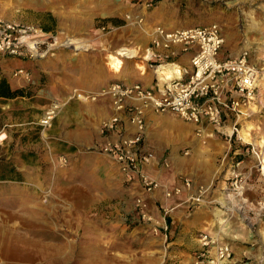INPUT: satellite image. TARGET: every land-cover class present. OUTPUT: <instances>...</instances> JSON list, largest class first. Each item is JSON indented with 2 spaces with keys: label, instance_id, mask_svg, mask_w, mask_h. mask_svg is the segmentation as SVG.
<instances>
[{
  "label": "rangeland",
  "instance_id": "obj_1",
  "mask_svg": "<svg viewBox=\"0 0 264 264\" xmlns=\"http://www.w3.org/2000/svg\"><path fill=\"white\" fill-rule=\"evenodd\" d=\"M97 1L0 0V19L30 26L25 40L38 42L32 53L0 56V76L24 90L0 99V161L21 174L0 181V264H212L222 244L231 254L225 264H264V0H182L169 27L151 24L145 11L131 23V1L123 17H101L107 4ZM210 23L222 29L225 54L248 49L258 85L227 126L177 117L191 126L161 147L164 180L148 171L159 185L146 191L103 151L115 133L101 126L116 110L100 93L131 85L157 25ZM109 54L120 59L117 70ZM151 64L155 72L171 67ZM17 69L28 77L14 76Z\"/></svg>",
  "mask_w": 264,
  "mask_h": 264
},
{
  "label": "built area",
  "instance_id": "obj_2",
  "mask_svg": "<svg viewBox=\"0 0 264 264\" xmlns=\"http://www.w3.org/2000/svg\"><path fill=\"white\" fill-rule=\"evenodd\" d=\"M143 4L153 6L151 0ZM136 20L142 21L141 17ZM30 29L28 25L0 19V56L22 55L24 48L31 53L38 50L37 41L25 40ZM223 44L224 35L217 23L174 28L157 25L152 34L148 60L159 65L150 66L158 67L181 51L191 50L183 73L156 83L154 88L140 83L114 82L102 90L100 94L108 95L116 110L115 115L101 126L102 131L115 133V139L108 142L103 151L115 160L126 180H138L146 191L159 185L144 167L153 157L152 152L143 147L147 110L172 114L196 126L210 124L215 128H221L242 114L241 107L258 85L260 70L251 61L247 48L236 55L223 56L220 53ZM13 75L27 78L28 72L17 69ZM128 99H131V108H125ZM134 99L140 100L141 106L134 105ZM230 255L229 247L222 244L217 247L216 258L211 263L225 264Z\"/></svg>",
  "mask_w": 264,
  "mask_h": 264
},
{
  "label": "crops",
  "instance_id": "obj_3",
  "mask_svg": "<svg viewBox=\"0 0 264 264\" xmlns=\"http://www.w3.org/2000/svg\"><path fill=\"white\" fill-rule=\"evenodd\" d=\"M121 1H122V4L124 5H120ZM130 1H131V9H130L131 10V23L132 22L139 23L137 22L136 17H138L137 15L141 16L140 13L142 11H145L144 18L148 22H151L152 24V23H155V21H157L158 23L165 24L167 25V27H169L171 26V24H173V23H170L169 19L179 15L177 11L178 8L174 5L182 0H159L157 4L153 5L152 7H147L143 4V2L149 1V0H139L137 4L136 2H134V0H99L97 1V5L107 4L106 5L107 7H105L104 9H99V11L103 13L100 16L101 17H123V14H121L122 13L121 9L122 10L126 9L124 12H130L128 8L129 6L128 2ZM142 6L144 7L143 9H142ZM181 25L185 26L187 24L182 23ZM152 30L154 31V28ZM153 31H152V34H153ZM147 48H148L147 46L144 48L143 50L144 53L141 55L142 57H145V60L142 59V62H143L142 65H140L142 67L141 68L142 70L139 71V75L137 77H135L134 79H131V84L140 83L144 87L154 88L156 86V83L157 84L162 83L168 77L170 78V77H176V76L181 75L185 67L188 66V61L191 56V50L181 51L179 55H177L175 58H172L171 60L169 59L165 63L160 65V66L170 65L171 67L164 68L163 70L159 72H155L153 69H148L147 64H148V59H149V48L148 49ZM175 49H178V48H175ZM220 53L223 56H233L237 54V53L225 54L222 48L220 50ZM131 59H133V56L131 57ZM143 71L145 72L143 73ZM96 106L98 108L100 105H96ZM146 114L148 115L147 118H145L147 128L148 126H151V130H153V132L148 133V130L146 129L145 142H143V147L148 152H152L153 157L151 158L150 162L144 167L147 172L149 171L152 176H154L157 180L160 179L161 181V180H164L163 176L159 172L160 170L158 169L161 147L166 146V145H174V142L177 141V137L181 133V130L184 128V126H191V125L180 121L179 119H177L176 116L172 114H153V111L151 110H147ZM228 123L224 124L223 126H227ZM127 126H132V125L127 124ZM206 126H210V124H207ZM174 160L176 163L179 161L177 159H174ZM188 162H190L191 165H193V169L194 168L200 169L199 162L196 161L194 158H190ZM174 186H177V185H174ZM185 189H189V187ZM168 221L170 222L169 218H168ZM124 254L125 252L123 250H114L113 257L116 259H122L124 258ZM92 259H95V258L92 257ZM86 264H96V262L94 260L88 259Z\"/></svg>",
  "mask_w": 264,
  "mask_h": 264
},
{
  "label": "trees",
  "instance_id": "obj_4",
  "mask_svg": "<svg viewBox=\"0 0 264 264\" xmlns=\"http://www.w3.org/2000/svg\"><path fill=\"white\" fill-rule=\"evenodd\" d=\"M159 0H151L153 5H156ZM24 95V90L20 87H10L9 83L0 76V99H12ZM21 174L16 170V167L0 161V181L3 180H21Z\"/></svg>",
  "mask_w": 264,
  "mask_h": 264
},
{
  "label": "bare ground",
  "instance_id": "obj_5",
  "mask_svg": "<svg viewBox=\"0 0 264 264\" xmlns=\"http://www.w3.org/2000/svg\"><path fill=\"white\" fill-rule=\"evenodd\" d=\"M69 42V41H68ZM72 44V43H71ZM83 45V44H82ZM84 46V45H83ZM130 53H131V51L130 50H128L127 48H120L119 50H118V53H116V54H119V55H122V56H126V55H130ZM116 54H109L108 55V59H109V62H110V64H112V66L113 67H116V69L115 70H117V67H119L117 64H119V62H120V59L117 57V55ZM121 63V62H120ZM167 66H170V65H167ZM169 69V68H168ZM170 70H172V69H170ZM172 72V71H171ZM174 73V72H173ZM177 73V72H176ZM175 73V74H176ZM167 74H169V73H167ZM262 81V80H261ZM263 82V81H262ZM89 98V97H88ZM88 101V100H87ZM52 105H54V104H52ZM48 116V115H47ZM49 120V119H48ZM240 134H241V137L242 138H244L245 140H247L249 137H248V133L246 132V130L245 129H242L241 131H240ZM248 137V138H247ZM250 140V139H249ZM217 217H218V215H217ZM217 220V219H216ZM10 244V243H9ZM21 247H23V246H21ZM15 249V248H14ZM29 251V250H28Z\"/></svg>",
  "mask_w": 264,
  "mask_h": 264
}]
</instances>
